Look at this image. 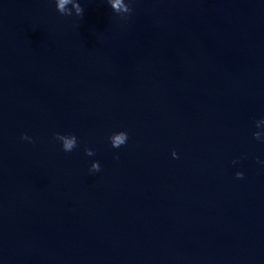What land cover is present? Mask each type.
<instances>
[{"label":"water","instance_id":"obj_1","mask_svg":"<svg viewBox=\"0 0 264 264\" xmlns=\"http://www.w3.org/2000/svg\"><path fill=\"white\" fill-rule=\"evenodd\" d=\"M60 3L0 0V264H264V0Z\"/></svg>","mask_w":264,"mask_h":264},{"label":"clouds","instance_id":"obj_2","mask_svg":"<svg viewBox=\"0 0 264 264\" xmlns=\"http://www.w3.org/2000/svg\"><path fill=\"white\" fill-rule=\"evenodd\" d=\"M64 3H67V0H61V3L59 5L61 10L63 9ZM82 13H83V9H80V14L82 15ZM127 139H128L127 133L126 132H121L119 135H116V136H114L112 138V145L111 146L113 148H119V147H121L122 145H124L126 143ZM71 148H72V142L71 141H66L65 142V146H64L65 151L70 150ZM86 152H87V150H86ZM173 158H177L175 152H173ZM94 167H96V166L94 165ZM236 177L238 179H242L243 178V174L238 172V173H236Z\"/></svg>","mask_w":264,"mask_h":264}]
</instances>
